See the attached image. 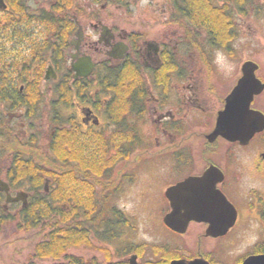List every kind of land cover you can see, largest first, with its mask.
Returning <instances> with one entry per match:
<instances>
[{
    "label": "flooded vegetation",
    "instance_id": "1",
    "mask_svg": "<svg viewBox=\"0 0 264 264\" xmlns=\"http://www.w3.org/2000/svg\"><path fill=\"white\" fill-rule=\"evenodd\" d=\"M230 102L262 129L216 134ZM58 129L61 139L75 134L72 180L66 157L59 180L48 176ZM35 147L46 174L17 179L15 156ZM200 177L207 217L171 229L168 189ZM19 193L27 205L7 202ZM178 196L191 198L189 187ZM33 198L54 207L105 202L109 235L118 231L106 248L81 246L95 251L90 260L67 254L54 264H245L264 255V0H0V215L20 220ZM87 212L79 207V224ZM145 216L176 240L129 236L138 227L131 219ZM46 222L30 228L44 234L29 264L42 261Z\"/></svg>",
    "mask_w": 264,
    "mask_h": 264
},
{
    "label": "trees",
    "instance_id": "2",
    "mask_svg": "<svg viewBox=\"0 0 264 264\" xmlns=\"http://www.w3.org/2000/svg\"><path fill=\"white\" fill-rule=\"evenodd\" d=\"M198 1L199 4H201V0ZM66 91L68 99H71L73 96L72 91L70 89H66ZM60 134L61 130L58 129L50 144V150L54 156L52 159H49V161L50 163H54L56 165V167H54L56 175L53 176V174H48V176L50 179L53 178L59 180L58 177H60V168L58 165L63 162L62 158L66 157V163L69 164L65 169L66 175L72 180L75 172L73 164L77 155V151L75 150H78L73 145L75 134L66 133L62 137L63 139L60 138ZM62 141L65 143L64 146L62 145ZM34 150L39 149L35 147ZM79 150H91V144L87 147L80 148ZM43 162H45L43 154H40L39 158H33L25 155L24 153H19L14 159L15 167L12 170V175L17 177V179L23 178L31 179L33 181L39 180L40 175L46 174L44 173L43 168L38 165L43 164ZM96 169L99 170L98 168ZM61 202H64V205H58V200H56V205L54 207L52 206V203H46L44 201L40 202V200L33 198L30 205L23 211V213H21L22 217L17 222L20 229L29 230L30 228L38 225L40 221L47 220L46 223L50 227L48 230L49 238L37 248V254L41 259L45 257L58 258L67 253L70 248H78L84 244L90 246L92 241L90 240L89 230H86L84 226L93 227L100 240H109L111 238L115 239L118 237L116 227L115 229L113 228V234L111 236L109 235V232L111 233V231H108V205L105 202L83 204L69 199L62 200ZM80 206H82V210H88V217H86L87 219L85 221H80L79 224L77 212ZM54 211L63 215L64 224H60L63 222V219L60 218L59 215L56 214L54 217L51 216V213ZM7 221H12V217H8L5 213H3V211H1L0 232L2 231V223ZM71 264H74V262L72 261Z\"/></svg>",
    "mask_w": 264,
    "mask_h": 264
},
{
    "label": "rangeland",
    "instance_id": "3",
    "mask_svg": "<svg viewBox=\"0 0 264 264\" xmlns=\"http://www.w3.org/2000/svg\"><path fill=\"white\" fill-rule=\"evenodd\" d=\"M72 108V107H71ZM66 109V113L71 109ZM72 112H74L72 110ZM69 114V113H68ZM28 154H31L30 157L39 158L40 154H42V150H27ZM24 153V152H23ZM22 153V154H23ZM25 154V153H24ZM26 155V154H25ZM29 156V155H27ZM56 197H58L56 195ZM62 203L61 201H58ZM114 204V203H113ZM124 206L128 205L132 207V203H115V206ZM135 225H137V229H131L129 231V236L135 235L138 240H143L146 243H157V244H165L166 242H173L176 240L175 236L171 234L169 231H166L160 220L155 217L131 219ZM17 221L19 218L16 217V221L12 220L8 222L3 230L0 232V264H29L31 259H33V250L37 243L43 240V229H29L23 230L20 229L17 225ZM131 228V227H130ZM136 239V238H135ZM92 242H97L100 246H105L106 241L99 239L98 241L95 239L91 240ZM124 241H117L118 249L123 245ZM85 245V244H84ZM83 246V245H82ZM84 247V246H83ZM79 248L75 249L71 248L67 253L63 254L58 258L54 257H45L42 258V261L38 264H54L56 261H63L64 257H67V254L76 255L78 257H83L85 260H90L91 257L95 256V251L88 250L89 248ZM106 248V246L104 247ZM121 249H119L120 251ZM105 252V249H104ZM101 256V255H100ZM41 260V258H40ZM66 264L70 263L69 258L64 260Z\"/></svg>",
    "mask_w": 264,
    "mask_h": 264
},
{
    "label": "water",
    "instance_id": "4",
    "mask_svg": "<svg viewBox=\"0 0 264 264\" xmlns=\"http://www.w3.org/2000/svg\"><path fill=\"white\" fill-rule=\"evenodd\" d=\"M88 73L89 72H86L83 75H88ZM247 73L248 71L245 70V75H247ZM246 116L247 114L244 110L242 111L239 108H236L235 105L230 102L227 105L226 110L221 113V116L218 119L216 134L237 137L240 135L253 134L262 129L260 126L250 125ZM183 187H189L190 190L191 198L187 201H183L179 196L176 197L177 192ZM206 193L204 177L189 178L177 186L170 187L167 191V197L170 200L172 211L164 217V223L175 231L185 232L187 224L191 220L202 221L207 217L205 212L209 201L206 199ZM21 194H24L23 198L20 193L16 197L8 195L7 202L23 200L24 205H27V194ZM212 203L213 201H210V204ZM170 264H203V260L194 259L188 261L186 259H179L173 260ZM245 264H264V255L251 257Z\"/></svg>",
    "mask_w": 264,
    "mask_h": 264
},
{
    "label": "clouds",
    "instance_id": "5",
    "mask_svg": "<svg viewBox=\"0 0 264 264\" xmlns=\"http://www.w3.org/2000/svg\"><path fill=\"white\" fill-rule=\"evenodd\" d=\"M218 59H219V60H222V59H223V57H222L221 54H218Z\"/></svg>",
    "mask_w": 264,
    "mask_h": 264
}]
</instances>
